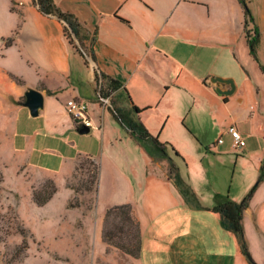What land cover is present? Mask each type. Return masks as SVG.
<instances>
[{"label":"rangeland","instance_id":"rangeland-1","mask_svg":"<svg viewBox=\"0 0 264 264\" xmlns=\"http://www.w3.org/2000/svg\"><path fill=\"white\" fill-rule=\"evenodd\" d=\"M251 5L260 31L258 53L264 64V0H252ZM9 7L10 0H0L1 39L11 34L19 21L17 13H10ZM30 30L31 26L27 25L24 34ZM23 45L29 51L33 46L23 36L19 45L11 47L4 57L0 51V65L22 72L28 78L32 71L19 61ZM225 56L220 63L214 59L216 66L240 84L246 93L243 99L232 93L224 105L221 100L217 102V94L210 96L202 87L181 89L150 107L145 117L149 126L160 129L159 139L168 143L167 155L204 208L196 206L192 197L183 196L168 178L167 158L160 164L146 159L140 143L130 138L127 130L111 116L106 107L110 104L108 100L101 112L96 109L92 113V121L100 124L99 129L70 132L55 140L43 129L32 157L14 160L0 145V158H7L0 161L3 176L0 264H126L119 251L108 250L101 239L103 214L110 205L119 203L124 193L137 208L144 225L140 256L128 264H250L245 256L242 262L237 238L220 227L211 208L225 198L240 201L258 178L259 158L264 154V142L257 136V128L264 124L263 76L256 62L247 56L241 38ZM87 71L80 70L79 81L83 87L90 88ZM11 98L6 87L0 86V105L13 106ZM97 100L103 103L98 97ZM250 105L254 106L253 112ZM231 123L247 134L242 149L230 146L226 126ZM219 137L223 139L221 144L217 143ZM77 154L91 155L101 164L99 190L91 210H88L93 199L91 192L78 197L87 210L68 205L74 193L66 184L77 185L82 177L79 168L76 176H72ZM114 169L119 176L113 181ZM47 176L55 180L57 192L51 201L37 206L30 186L38 188ZM119 191L122 194H117ZM248 206L243 213V225L247 239L255 248L258 227L264 223V181ZM22 227L26 230L25 238ZM22 239L26 240L27 248L23 247Z\"/></svg>","mask_w":264,"mask_h":264},{"label":"crops","instance_id":"crops-1","mask_svg":"<svg viewBox=\"0 0 264 264\" xmlns=\"http://www.w3.org/2000/svg\"><path fill=\"white\" fill-rule=\"evenodd\" d=\"M13 2L14 0H10L9 11L17 13L19 21L12 32L16 29L18 32L9 46H5L4 40L0 38V51L3 54L1 57L11 47L19 45L23 36L26 42L33 45L30 51L25 45L19 51V61H23L26 68L32 71L28 78L22 72L0 65V86L6 87L14 102L13 106L0 105V145L3 152L11 153L14 160L33 156L39 142V132L43 129L53 140L70 132L78 133L73 118L66 111L65 104L68 99L85 101L91 121L92 113L96 109L101 112L103 105L97 100L96 84L94 85L96 69L122 83L113 93L115 105L130 112V115H133L132 105L142 109L136 115L149 132L159 139L160 129L149 126L145 118L149 115L150 107L181 89L195 90L198 86L210 96L217 94V102L221 100L225 105L230 96L219 94L210 77L230 78V75L220 72L214 59L218 63L223 57L225 59L228 50L236 47L240 38L247 49V56L251 57L243 32L244 10L239 0H54L60 10L75 15L82 26L84 45L91 47L94 60L88 55L84 59L71 48L63 33V22L55 16L41 14L33 0ZM251 4L252 0L249 8L254 18V4ZM24 17L27 18L25 21ZM27 25L31 26V30L25 35ZM92 37L93 44L90 43ZM84 69L88 70L90 88L83 87L79 81L80 70ZM12 76L21 82H17ZM234 85L233 93L243 99L245 91L238 82H234ZM220 87L223 90L229 89V85L225 84ZM29 88L41 91L44 97L43 107L39 109L37 116H31L28 107L23 104L25 91ZM47 90L51 93H47ZM261 92L264 96V83ZM223 97L227 100L224 101ZM250 108L253 112L254 106L250 105ZM34 117L37 119H32ZM92 124L99 129L100 124ZM230 125H235L246 141L247 134L236 123L228 126ZM257 136L264 142V124L257 128ZM139 146L148 161L160 164L165 160L158 159L156 152H149V143H140ZM263 157L264 154L259 158V165ZM2 158L3 156L0 161L7 159ZM174 165L176 166L175 163ZM167 169L168 178L179 187L182 194L184 187L175 182L168 161ZM71 173L72 171L65 179ZM115 176H119L116 170L112 173L113 181ZM47 178L53 179L47 176L42 182ZM30 191L32 192L31 186ZM191 197L196 204L198 200L194 194L186 196L187 199ZM118 202L115 204H131L132 214L139 221L142 237L144 225L137 208L127 199L125 193ZM214 214L220 225L219 215ZM256 221H260L259 217ZM245 238L254 261L264 264V223L258 227L255 248L247 239L246 232ZM237 252L242 253L240 245ZM242 256L241 260L244 262L245 259L242 258L245 255ZM137 259L123 257L126 264Z\"/></svg>","mask_w":264,"mask_h":264},{"label":"trees","instance_id":"trees-1","mask_svg":"<svg viewBox=\"0 0 264 264\" xmlns=\"http://www.w3.org/2000/svg\"><path fill=\"white\" fill-rule=\"evenodd\" d=\"M37 6L38 11L46 16H55L58 20L63 22V33L67 38L68 44L76 52H78L84 59L86 55L90 56L93 60L95 59L91 47L88 48L84 45L83 38L84 35L81 33L82 26L75 17L73 13L60 10L54 0H33ZM240 4L244 10V24L243 32L245 40L248 46L249 55L257 63L258 68L263 76L264 83V64L262 63L258 54V44L260 42V34L258 27L254 22L252 12L249 8V0H239ZM18 30L16 29L4 40L5 46H9L13 43ZM74 41H77L74 43ZM94 38L92 37L90 43L93 44ZM87 63V61L85 60ZM17 82H21L15 76H12ZM94 81L96 84L95 91L97 92V97L99 99L109 98L110 104L107 106L111 116L123 126L130 137L134 138L137 142L149 143L151 146L150 153H157L159 158L168 159L170 173H174L175 182L183 186L182 194L184 196L193 195L194 193L190 191L189 185L185 184L182 178L177 172V167L174 165L172 159L166 153V146L168 143L161 142L157 136L152 135L145 125L139 120L136 115L141 112L142 109L135 105H132V113L125 111L115 105L113 100V93L122 83L114 79L105 73L96 69ZM51 93L50 90L46 91ZM226 101V97H223ZM75 127L77 130L81 128L76 120H74ZM90 130V129H89ZM89 132V131H88ZM174 151V148H172ZM177 156H180L177 151H175ZM80 169L82 172V177L78 181L77 185L67 182L66 187L74 193V196L69 201V207H80L86 206L81 204L78 200L79 195L85 193H93V199L91 200V205L88 210H91L99 190V182L101 175V164L98 160L91 156L78 155L76 166L74 167V172L72 174L75 177V171ZM69 178V177H68ZM68 178L66 180H68ZM264 181V157L262 158L259 165V175L255 184L251 187L249 192L240 200L235 201L229 198L217 201L211 210L212 212L219 215L221 227L233 233L237 238L241 251L247 258L250 264H258L251 256L249 251L248 243L245 238V231L243 225V213L248 207L249 202L253 196V193L257 189L258 185ZM3 182V176L0 175V184ZM57 192V185L55 181L51 178L45 179L38 188L32 189V200L37 206H43L50 201L52 196ZM196 200V199H195ZM196 205L200 208H204L199 204ZM87 210V208H86ZM25 228H21V234L25 238ZM101 239L106 245L108 250L110 248H115L119 251L120 255L124 258L137 259L140 256L141 251V231L139 221L132 214V206L130 203H120L112 205L106 208L101 227ZM22 245L27 248V242L22 239ZM107 264V263H99Z\"/></svg>","mask_w":264,"mask_h":264},{"label":"built area","instance_id":"built-area-1","mask_svg":"<svg viewBox=\"0 0 264 264\" xmlns=\"http://www.w3.org/2000/svg\"><path fill=\"white\" fill-rule=\"evenodd\" d=\"M101 100L103 101L102 105L105 106L109 98H103ZM107 106L108 105H106V107ZM66 110L81 127H88L89 129L92 127H95L96 129L98 128L97 126L92 124L89 116L88 105L85 101L76 98H70L66 101ZM226 131L231 138V146L234 149H242L246 145L245 139L241 135L240 131L235 127V125L228 126ZM222 142L223 139L220 137L217 140V143Z\"/></svg>","mask_w":264,"mask_h":264},{"label":"water","instance_id":"water-1","mask_svg":"<svg viewBox=\"0 0 264 264\" xmlns=\"http://www.w3.org/2000/svg\"><path fill=\"white\" fill-rule=\"evenodd\" d=\"M210 81L216 85V91L221 95H230L235 89L234 81L231 78H221V77H210ZM229 85V89H221V85ZM44 97L41 91L29 88L25 91V101L24 105L28 107L31 116H37L39 109L43 107ZM89 131L88 127H81L79 133H87Z\"/></svg>","mask_w":264,"mask_h":264}]
</instances>
